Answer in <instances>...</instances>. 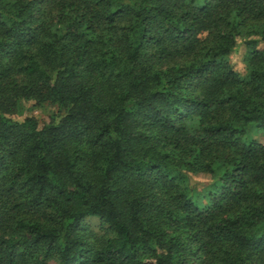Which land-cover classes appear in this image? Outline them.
<instances>
[{"label":"trees","instance_id":"1","mask_svg":"<svg viewBox=\"0 0 264 264\" xmlns=\"http://www.w3.org/2000/svg\"><path fill=\"white\" fill-rule=\"evenodd\" d=\"M250 125L264 0H0V264H264Z\"/></svg>","mask_w":264,"mask_h":264},{"label":"rangeland","instance_id":"2","mask_svg":"<svg viewBox=\"0 0 264 264\" xmlns=\"http://www.w3.org/2000/svg\"><path fill=\"white\" fill-rule=\"evenodd\" d=\"M239 41V39H238ZM242 43V42H238ZM262 48V45L259 46ZM245 47L240 44L237 51L232 53L229 56V62L233 66V68L238 71L240 74L245 73V65H244V55H245ZM23 110L21 112V116L19 118H24L27 116H33L38 123L39 129L49 126L51 124H56L61 117H63L67 110L58 107L55 104L44 103L40 105H36L33 101L28 103H23ZM246 134L254 141L264 144V131H261L256 128L255 125H250L246 129ZM195 181L200 185L194 186V197L197 203L200 206H204L206 204V195L208 192L212 191L213 185L209 184V177L203 175H197L194 177ZM83 226H85L88 230H90L94 235L98 238L103 236L104 231L99 225V221L96 218H87L83 222ZM43 259V258H41ZM43 264H56L53 260L43 259Z\"/></svg>","mask_w":264,"mask_h":264}]
</instances>
